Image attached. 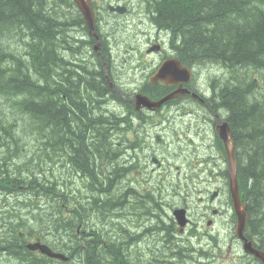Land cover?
<instances>
[{"label": "trees", "instance_id": "1", "mask_svg": "<svg viewBox=\"0 0 264 264\" xmlns=\"http://www.w3.org/2000/svg\"><path fill=\"white\" fill-rule=\"evenodd\" d=\"M143 2L151 21L170 32L172 49L183 64L221 69L222 77L210 83L209 108L223 112L229 124L247 212L245 236L264 253V0ZM63 6L74 10L69 0H0V264L13 259L47 264L31 258L25 243L33 236L67 255V264H128L136 253L123 241H109L101 231L105 219L133 204L128 221L155 219L156 227L144 230L156 228L157 242L170 244L165 182L160 178L159 187L152 185L142 172L144 117L110 90L101 57L109 70L106 44L99 47L101 55L91 51L89 58L83 49L90 47L78 41ZM83 52L87 60L76 61ZM91 64L92 71L87 69ZM108 77L114 82L109 71ZM143 92L151 98L161 95L151 85ZM25 140L34 144L33 153L26 151ZM73 181L81 182L76 196L67 192ZM145 183L149 186L140 190ZM92 219L98 226H92ZM131 230L126 224L118 232L127 238ZM57 238L73 242L60 246ZM79 238L90 241L76 252ZM169 250L168 255L172 244Z\"/></svg>", "mask_w": 264, "mask_h": 264}, {"label": "rangeland", "instance_id": "2", "mask_svg": "<svg viewBox=\"0 0 264 264\" xmlns=\"http://www.w3.org/2000/svg\"><path fill=\"white\" fill-rule=\"evenodd\" d=\"M91 1L93 3L95 11L97 10L99 14L106 2H110L111 5L117 3L127 4L129 7H131L133 12H129L126 16L116 15V17H114L110 16V14L102 12L101 26L100 22H98V30L99 34L102 35L103 39L107 43L108 50L110 51L111 62L108 71L111 73V76H114V81L127 91L137 90L138 88L146 84L148 76L152 73V67L154 66L152 60L154 59V55H152L151 57H147L146 50L148 48L147 46L150 40L152 38H156V35L151 32V26L149 24H145L142 18L143 16H147L149 18V13L143 10V8H146L143 0ZM62 8L69 12L67 13L68 17L66 20L70 21L71 24H73L72 26L78 34V41L80 38H84L85 33L82 32V25L78 22L77 17L74 13L76 9L74 8L73 10L72 8H68L66 6H63ZM166 33L168 34L162 37V39H165V42L170 39V32L166 31ZM72 46L75 50L78 49L80 51L81 49V47H79L77 43H73ZM83 51L86 52V50L84 49ZM84 52L76 61H80L81 63H83L87 60L86 54H84ZM128 55H134V60H128ZM92 67L93 64L88 65L87 69L92 71ZM192 67L195 69V86L193 88L197 90L199 89L209 98L210 95H212V101L213 93L210 83L215 80L218 81V79L222 77L221 69H217L214 66H208L206 68H200L198 66ZM215 85L216 84H214V87ZM102 109H104V107H102ZM118 109L120 110V108ZM203 111H206V109L199 105L197 102H191L189 100H178L176 102H172V105H167V107L160 114H153L152 116H150L151 118L149 119L147 126L144 128V131L149 137L142 148V152L139 153L143 157L141 167L144 174L152 178L150 184L159 187V179L162 178L164 180L165 185L161 187L162 189L164 187V203L170 204L172 207H181L184 203L187 204V206H189V213L191 215L193 223H197V231H192L191 235L187 236L186 234H184V237L179 236V239L177 238L178 241L172 238L170 240L171 243L169 244L157 242L156 238L154 237L156 236L155 234L158 231L156 228H152V230L146 232L144 236L137 238L136 243L132 244L130 243L131 239L133 238L132 233L128 232V237L125 238L122 237L118 232V229L126 226L127 222H129L128 218L131 219V215H133L134 213V205L130 203H128L130 205L127 204L125 208L116 209L111 212L110 215H114V217L108 218L107 220L105 219L106 223L104 227L106 228L101 229L102 232H105L107 235H109V241H119L118 243H121V241H123L126 249L128 247L129 251L136 253L132 255H138L142 253L145 257V261L152 259V261H150L149 263L153 262L152 264H172V258H170V255H168L170 252L169 246L172 244L173 249H177L175 248L177 245L184 244L186 246L189 245L192 248L202 249L203 254L216 256H225V251L230 245L232 247V252L235 251V255H244V257H242V260L235 261L233 260V257H230L226 260L222 257L217 259L216 264H249L247 263L249 261V258H246V254H244L240 250L241 248L240 245L237 244V241L233 240V233L231 232L230 226L226 225L223 227V224L220 220L217 228L215 229L216 231L211 232L215 236L209 238L204 235L206 232L204 221L199 219L201 213L200 207L202 206L198 203L197 200V190L203 189L204 185H202L201 180L199 179V173L195 174L194 172L200 167L201 164H199L198 160L202 152L205 150V147L201 145L200 138L197 139L196 137L199 129L203 130L206 127V121L203 120V117L201 116V112ZM218 112L219 116L221 115L222 117H224L222 115L223 112ZM157 134L160 135L161 146H159V144H156L155 142V135ZM178 140H180L179 143ZM192 140L194 142H197L198 144H194ZM182 141L185 142L184 145ZM23 143H28L29 148L25 146V149L26 151H28V153H33V150L35 148L33 146L34 144L32 145L31 141L28 140H25ZM206 144L205 146L207 149L213 148L211 141ZM148 155H150V157H157L162 162L163 168L161 170H153L149 158H147ZM44 168L45 172L47 173L45 165L43 166V169ZM58 170H60V167H58ZM191 175L200 183L198 184V182L192 181L193 177ZM66 176L67 174L66 172H64L62 177L66 178ZM66 179L68 180V178ZM73 182L75 183H73L71 191L67 192L69 194L71 193V195L76 196V194L78 193L77 188L79 187V184H81V182ZM147 185V183L140 185V190L144 191L145 188L149 186ZM187 191H190L189 194H191L192 192L195 193H193L191 197H187ZM220 200H222V197ZM226 202L227 198L223 200V203H219L222 206L221 208L226 209ZM9 203H14V200L10 198ZM166 204L165 206H163V208H165V210L163 209V211L165 212V219L168 220L169 217H172L173 208H170V205L167 206ZM1 217L3 216L0 214V219ZM117 217L119 218L116 219ZM112 218H114V220ZM152 220L154 222L155 219ZM152 220H142L140 224L142 228L140 229H143L144 227L149 225H153V227H156L152 223ZM3 221L0 220V227L3 224ZM95 222L96 221L93 220L92 226H98V224ZM187 230L188 229H186L185 232H187ZM217 235H219V237H217ZM36 238V236H33L29 241H34ZM60 241L61 242L58 243V245L60 246L69 245V243L73 242L71 241V239L67 238L60 239ZM216 246L220 248V251L216 249ZM126 249L122 250L123 255L125 254ZM125 257L127 258V255H125ZM159 257L160 260H163L162 263L156 262ZM101 258H104V256H101ZM76 259H78V257ZM108 260H110V258H108ZM221 261L223 263H221ZM7 264L21 263L13 259ZM28 264L30 263L28 262ZM71 264L77 263L73 260Z\"/></svg>", "mask_w": 264, "mask_h": 264}, {"label": "flooded vegetation", "instance_id": "3", "mask_svg": "<svg viewBox=\"0 0 264 264\" xmlns=\"http://www.w3.org/2000/svg\"><path fill=\"white\" fill-rule=\"evenodd\" d=\"M125 5L128 8V12H133L131 7H129L127 4H125ZM93 9H94V7H93ZM143 10L147 11L148 9L145 8ZM147 13H148V11H147ZM143 17L148 18L147 16H143ZM151 27L153 29H155L154 31L152 29L151 32H153L156 35V38H152L150 40L148 48L153 46L154 44H157L158 45L157 47L159 50L155 54L147 55V57H151L152 55H154L153 56L154 59L152 60V62L154 63V66L152 67V70L154 73L156 71V69L158 68V66L164 60L172 58V45H171L172 39H171V35L169 33L171 41L165 42V39H162V37L164 35H167L168 33L158 30L154 25H151ZM82 29L86 30V27L84 25H82ZM82 39L83 38H80L79 42H82ZM90 44H91L90 39H88L87 42H84L85 47L86 46L90 47L89 48L90 51L87 48H84L86 50V52L88 53L89 58L92 57L91 51H92V46L94 43L91 44V46H90ZM102 44H106L104 39L102 41ZM112 78L114 79V76H112ZM193 79L194 80H193L192 84L189 85L188 88L191 91L196 92L198 95H200V97H202V99H204L203 102H200L198 100H196V102L206 109V111L201 112V116L203 117V120L206 121V127L203 130L199 129V131L197 132V135H196L197 139L200 138L201 145L205 147V150L202 152V154L198 160L199 164H201V165L194 172L195 174L199 173V179L201 180L202 185H204L203 189L197 190V192H198L197 200H198V203L202 206V207H200L201 213H200L199 219L204 221V225L206 228V232L204 235L209 237V238H212L215 236L211 232L216 231L215 229L217 228V225L220 222V220L223 224V227L226 225L230 226L231 232L233 233V240L237 241V244H239L240 248H241L242 244L236 238V234H235L236 216H235V212L233 210L232 202H231L228 171L225 167L223 157L220 153V143H219V140H218L216 133H215L218 118L223 119V117L221 115L219 116V114H217L214 111H210L209 104H212V101H211L212 95H210V98H209V97H207L206 94H203L199 89L197 90V89L193 88L195 86V78H193ZM156 87L160 88L161 91H163L162 93H166L164 91H166L167 89L169 90V92H172V85H166V84L159 83V85H157ZM182 98H185V97H182ZM169 105H172V102ZM209 141H211L214 149L213 148L212 149L206 148L205 144L208 143ZM192 142L196 145L198 144L197 142H194L193 140H192ZM159 146H161V144H159ZM218 152H219V154H218ZM162 168H163V164L158 169L161 170ZM192 181H196V182H198V184L200 183L194 177H193ZM187 192H188V193H186L187 197H191V195L193 193H195V192H192L191 194H189L190 191H187ZM221 197H222V200H220ZM226 198H227V202L225 204L226 209H223V208H221L222 206L219 203L220 202L223 203V200ZM181 207L186 210V216L188 218V223L185 227L181 228L174 222V220H172V238L176 241H178L179 236L182 237L184 234H186V236L191 235L192 231H197V223H193V220H192L191 215L189 213V206H187V204L184 203ZM127 224L130 225L132 228V230L130 232L133 234L132 240H136L137 238L144 236V234L146 233L144 228L140 229V228H142L140 225L141 224L140 221L129 222V223L127 222ZM186 229H188L189 232H188V230H187V232H185ZM79 230L80 229L78 227L77 231H76L78 235L80 234ZM133 231H134V233H133ZM217 237H219V235H217ZM85 240H89V239L79 238L76 240V242L79 243L78 245L80 246V248H78V247L76 248V252L79 249H81V247H82L81 243H83ZM36 241H40L41 243L43 242V240H41V239H36L35 242ZM179 241H182V240H179ZM31 242H34V241H31ZM44 242H46V241H44ZM46 243L48 244V242H46ZM57 243H59V242H57ZM175 248H177V249H173V246H172V253L170 254V256H171L170 258H172V264H216L217 259L222 258V257L225 258L226 260L229 259L230 257H233V260H235V261H241L242 257H244V255L243 256L235 255L234 254L235 251L232 252V247L230 245L227 247V249L225 251V256L224 255L223 256H221V255L216 256V255L203 254L202 249L192 248L191 246H189V245L186 246L184 244L177 245ZM216 249L218 251H220V248L218 246H216ZM55 251H57V249H55ZM5 252H6V250L2 249V253H3V256H1L2 258L5 256L4 255ZM247 257L249 258V261L247 263L258 264V262L256 260H254L251 256L246 255V258ZM31 258H33L36 262L44 261V262H47V264L49 261V258L42 255L39 251H33V255L31 254ZM144 258L145 257L143 254H141L139 256L138 255H131L130 259H129L130 262L128 261V264H152L153 263V262L149 263L150 261H152V259L145 261ZM180 258H184V260H181ZM51 260L53 261L52 264H67L69 262V261L68 262L66 261V263H60L57 260H53V259H51ZM156 262L162 263L163 260H160V257H159L156 260ZM19 263L24 264V262H19ZM221 263H223V262L221 261Z\"/></svg>", "mask_w": 264, "mask_h": 264}, {"label": "water", "instance_id": "4", "mask_svg": "<svg viewBox=\"0 0 264 264\" xmlns=\"http://www.w3.org/2000/svg\"><path fill=\"white\" fill-rule=\"evenodd\" d=\"M78 4V7L85 18L86 22L89 25L90 31L93 32V13L88 4L87 0H75ZM120 14L125 12V8L117 7L115 9ZM95 37V35H93ZM191 74L187 68L182 67L179 61L172 59L170 61L165 62L159 68L157 73L154 76L156 81L161 80L166 84H179V83H188L190 81ZM189 94L188 90L183 88L180 84L177 90L173 91L171 94L166 96L165 98L159 100L158 102H152L147 97L143 95H136L135 100L132 103L135 106L136 110L141 108H146L148 110H156L161 107L163 103L169 101L171 99L178 98L180 95ZM193 98H197L196 94H191ZM217 132L224 143L226 155H227V162L229 168V185L230 191L232 195V203L234 206V211L237 216V223H236V236L237 238L244 241L243 244V251L247 254L253 255L257 260L261 263H264V253L254 248L252 242L248 241L243 236V231L245 229L246 220H247V213L246 207L242 205L239 192H238V182H237V165L234 158V148L232 143L230 142V128L226 123H221V125L217 126ZM173 216L175 217L177 223L180 226H184L187 223V219L185 218V210L184 209H176L173 212ZM29 249L35 250L39 249L41 253L48 255L49 257L58 258L65 260L66 258L61 254H55L51 252V250L46 245H41L36 243L34 245H29Z\"/></svg>", "mask_w": 264, "mask_h": 264}]
</instances>
